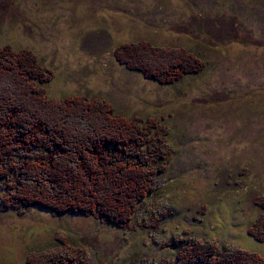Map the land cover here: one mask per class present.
Instances as JSON below:
<instances>
[{"label": "rangeland", "instance_id": "374dc122", "mask_svg": "<svg viewBox=\"0 0 264 264\" xmlns=\"http://www.w3.org/2000/svg\"><path fill=\"white\" fill-rule=\"evenodd\" d=\"M139 40L183 48L201 68L171 84L145 78L115 56ZM3 47L52 71L49 97H100L154 119L163 151L125 224L0 205V264H59L68 249L83 264H206L177 261L195 242L264 257V0H0Z\"/></svg>", "mask_w": 264, "mask_h": 264}, {"label": "trees", "instance_id": "16d2710c", "mask_svg": "<svg viewBox=\"0 0 264 264\" xmlns=\"http://www.w3.org/2000/svg\"><path fill=\"white\" fill-rule=\"evenodd\" d=\"M115 56L162 84L202 65L183 48L143 40L123 43ZM155 60L160 66L152 64ZM52 77L30 52L0 48V205L95 214L125 224L151 190L153 161L162 157L155 120L126 117L100 97H49L44 85ZM257 222L256 231L264 237V214ZM70 252L59 264H83ZM191 258L206 264H264L256 252L221 251L213 242H195L176 257ZM51 259L41 264H56Z\"/></svg>", "mask_w": 264, "mask_h": 264}, {"label": "bare ground", "instance_id": "6f19581e", "mask_svg": "<svg viewBox=\"0 0 264 264\" xmlns=\"http://www.w3.org/2000/svg\"><path fill=\"white\" fill-rule=\"evenodd\" d=\"M16 52V51H15ZM8 58V57H7ZM195 65V64H194ZM3 68V67H2ZM200 68V67H199ZM190 69V68H189ZM193 72V71H192ZM187 73V72H186ZM194 73V72H193ZM171 83V82H170ZM4 88V87H3ZM32 103V102H31ZM58 103V102H57ZM22 115V114H21ZM91 115V114H90ZM94 115V114H93ZM135 120V119H134ZM62 121V120H61ZM131 121V120H130ZM69 123V122H68ZM95 125V124H94ZM93 129V128H92ZM98 129V128H97ZM98 131V130H97ZM63 133V132H62ZM86 133V132H85ZM159 136V135H158ZM55 137V136H54ZM29 138V137H28ZM55 139V138H54ZM62 141V140H61ZM126 141V140H125ZM88 143V142H87ZM153 145V144H152ZM95 162V161H94ZM117 162V161H116ZM92 163V162H91ZM100 167V166H99ZM123 175V174H122ZM134 188V187H133ZM64 195V194H63ZM107 208V207H106Z\"/></svg>", "mask_w": 264, "mask_h": 264}]
</instances>
